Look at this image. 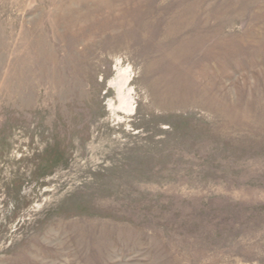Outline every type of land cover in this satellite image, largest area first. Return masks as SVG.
<instances>
[{
	"label": "rangeland",
	"instance_id": "374dc122",
	"mask_svg": "<svg viewBox=\"0 0 264 264\" xmlns=\"http://www.w3.org/2000/svg\"><path fill=\"white\" fill-rule=\"evenodd\" d=\"M0 264H264V0H0Z\"/></svg>",
	"mask_w": 264,
	"mask_h": 264
}]
</instances>
